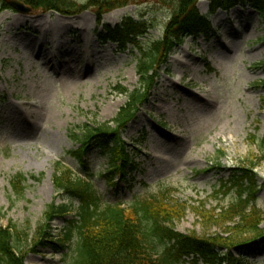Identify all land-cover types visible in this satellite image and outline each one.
Returning <instances> with one entry per match:
<instances>
[{
	"label": "rangeland",
	"instance_id": "obj_1",
	"mask_svg": "<svg viewBox=\"0 0 264 264\" xmlns=\"http://www.w3.org/2000/svg\"><path fill=\"white\" fill-rule=\"evenodd\" d=\"M73 1L86 5L92 0ZM0 2L2 9L6 2ZM176 4L125 0L102 16L100 27L95 8L71 16L33 9L22 15L10 6L3 10L0 227L15 223L26 229L33 246L32 234L43 224L47 207L71 203L57 194L53 182L61 163L74 175L90 177L105 204L130 208L164 192L171 203L189 208L185 218L174 222L179 233L227 238L232 234L225 233L227 228L237 222L208 224L204 215L219 214L235 202L237 191L227 193L223 185L235 170L254 163L259 180L255 207L263 213L259 227L264 231V164H259L264 150V21L249 5L217 10L209 16L211 38H188L162 67L148 101L123 136L135 169L124 177L117 174L110 184L107 155L91 152L89 174L69 155L79 148L72 130L96 123L114 127L129 94L140 85L137 64L143 56L132 46L121 50L100 41L102 26L115 27L127 17L146 22L151 29L139 43L148 48L164 36ZM209 6L210 0H196L202 15H208ZM16 175L27 179L23 198H16L10 186ZM72 205L78 208L77 201ZM74 215L52 223L55 240L72 227ZM76 236L66 247L36 246L26 264H76ZM234 255L246 257L245 264H264V237L235 249Z\"/></svg>",
	"mask_w": 264,
	"mask_h": 264
},
{
	"label": "trees",
	"instance_id": "obj_2",
	"mask_svg": "<svg viewBox=\"0 0 264 264\" xmlns=\"http://www.w3.org/2000/svg\"><path fill=\"white\" fill-rule=\"evenodd\" d=\"M160 1L164 3L167 0ZM175 1L177 4L164 36L148 48H143L139 40L149 33L151 25L131 17L125 18L115 27L103 25L99 33L100 41L116 44L121 50L132 46L143 56L137 64L140 85L129 94L128 104L113 121L115 126L96 123L79 126L70 132L79 148L70 151L69 155L87 174L91 171L87 165L91 152L100 151L109 157L110 171L105 178L110 184L117 174L124 177L129 170L136 168L134 157L123 136L127 126L148 101L155 80H158L162 67L168 64L175 50L183 46L188 38L194 41L201 37L207 40L211 38L214 29L209 16L219 9L229 12L237 6L249 5L264 21V0H210L208 15L199 12L196 0ZM123 2L125 0H92L86 5H80L73 0H26L24 3L36 11H52L70 16L95 8L100 27L102 16L120 7ZM8 6L7 3L3 4L0 15L3 10L9 9ZM121 88L120 92L128 94V90ZM261 163L264 164V150L259 159ZM250 165L249 168L235 170L223 185L227 193L237 191L235 202L219 214L208 212L204 215V221L208 224L237 222L235 227H229L225 232L232 234L227 238H206L185 235L176 230L174 222L185 218L189 208L171 203L164 192L135 203L130 208L121 204H105L90 177L74 175L72 169L57 163L53 180L56 192L58 195L64 194L71 203L56 205L54 202L47 207L43 224L32 234V247L29 243L31 234L26 229H21L15 223L0 227V264H26L28 253H35L36 246L50 244L53 249L66 247L76 235V264H245L247 258L235 256L234 250L244 249L264 237V231L259 227L263 213L255 207L259 180L254 170L256 165ZM26 182L24 175L13 177L10 186L16 198L24 197ZM74 201L78 203L77 209L72 205ZM74 213V219L69 222L72 227L66 230L61 239L55 240L51 234L52 223L57 218ZM159 244L163 245L162 250Z\"/></svg>",
	"mask_w": 264,
	"mask_h": 264
},
{
	"label": "water",
	"instance_id": "obj_3",
	"mask_svg": "<svg viewBox=\"0 0 264 264\" xmlns=\"http://www.w3.org/2000/svg\"><path fill=\"white\" fill-rule=\"evenodd\" d=\"M10 7L14 8L19 14L27 15L31 12V8L24 2L19 0H4Z\"/></svg>",
	"mask_w": 264,
	"mask_h": 264
}]
</instances>
